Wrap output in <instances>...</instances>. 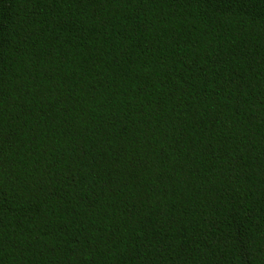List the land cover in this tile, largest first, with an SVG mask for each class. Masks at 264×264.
Listing matches in <instances>:
<instances>
[{"label": "trees", "instance_id": "trees-1", "mask_svg": "<svg viewBox=\"0 0 264 264\" xmlns=\"http://www.w3.org/2000/svg\"><path fill=\"white\" fill-rule=\"evenodd\" d=\"M0 264H264V0H0Z\"/></svg>", "mask_w": 264, "mask_h": 264}]
</instances>
